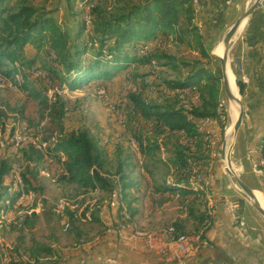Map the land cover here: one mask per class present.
Segmentation results:
<instances>
[{"label":"trees","instance_id":"obj_1","mask_svg":"<svg viewBox=\"0 0 264 264\" xmlns=\"http://www.w3.org/2000/svg\"><path fill=\"white\" fill-rule=\"evenodd\" d=\"M4 1L8 0H0V75L12 81L13 76L19 74L20 88L36 102L39 123L48 119L60 134L51 143L50 136L39 139L48 143L43 151L36 149L30 141L17 149L18 160L22 163L19 166L23 190H35L33 180L38 174L58 164L53 175L62 189L70 188L78 193L95 189L109 195L114 193L119 198L118 209L121 211L126 206L132 218L138 211L130 191L138 187V181L131 174L138 166L134 162L133 145L145 158L142 167L150 178L149 185L154 196L150 198L151 205H161V200H167L166 194L178 193L182 197L180 203L185 217L170 223L178 232L172 235L191 231L193 236L199 234L204 225L207 203L200 202L204 191L193 189L192 185L195 182L204 184L203 178L213 176L215 168L210 133L202 124L206 119L216 121L223 134L228 120L227 111L219 113L222 94L220 70H213L208 62L204 63L200 58L177 62L171 54L150 49V43L158 35L173 34L181 42L193 41L201 58L213 57L204 47L203 36L193 24L197 15L192 0H125L117 2L109 10L93 6L90 11L88 9V24L84 15L75 31L63 28L54 19L53 13L58 10L56 6L45 8L24 3L14 10L3 5ZM65 1L67 7L72 8L77 0ZM89 1L83 2L87 5ZM31 47L34 53L27 55L25 51ZM134 61L143 64L155 62L178 71L189 68L183 77H163L158 83L167 92L166 95H171L176 101L164 99L163 103H151L139 93L130 91L128 98L134 109L130 118L133 116L137 122H143L144 127L138 123L139 128L130 135L132 140L129 145L121 141L113 142L111 137L103 142L86 128H64L62 120L66 101L57 90L73 91L92 81L110 80ZM33 69L48 74L50 81H57L52 97L46 94L47 88L39 89L34 82H29L31 78L42 77L34 76ZM241 81H238V86L243 94ZM180 96L188 98L187 105L180 103ZM18 112L25 117L24 107ZM136 114L138 117H135ZM28 119L27 130L33 126ZM146 130H151L150 136L145 135ZM261 145L264 153V133ZM15 161L17 159L0 158V217L1 210L6 207L2 200L9 198L10 204L14 205L18 193H21L15 191L10 194L8 191L12 184H6ZM81 218H86L84 211L79 213L69 206L62 214L43 207L40 215L35 211L18 215L9 226L4 224L0 228L3 233L17 234L14 249L10 252L13 263H39L56 255L52 244L57 239V230L53 225L46 240L32 235L40 219L48 225L55 222L60 230L68 224L65 231L73 232L75 243L88 241V225L98 222L105 228L98 215L93 214L84 222ZM28 232L31 234L27 238ZM197 237L208 241L204 229L201 237ZM15 255L21 258L17 260ZM22 257H27V262L22 261Z\"/></svg>","mask_w":264,"mask_h":264},{"label":"rangeland","instance_id":"obj_2","mask_svg":"<svg viewBox=\"0 0 264 264\" xmlns=\"http://www.w3.org/2000/svg\"><path fill=\"white\" fill-rule=\"evenodd\" d=\"M81 1L82 0L75 1L72 8L67 7L65 0H8L7 2L4 1L3 5L7 6L8 9L11 8L14 10L18 5L24 3L45 8H52L56 6L58 7V10L53 13L54 19L60 23L63 28L75 31L84 15V19L88 24L90 18L88 15V9L90 7L98 6L105 10H109L112 9L117 2L125 0H90L87 5L83 2L87 0ZM200 2L198 0H192V5L197 15L193 20V24L197 26L199 33L203 36L204 47L209 51L210 55L213 56L211 59L201 58L195 49V43L193 41H191L192 43H188L186 40L181 42L173 34L158 35V37L150 43V49L158 50L160 53L171 54L177 62L182 60L190 61L200 58L202 62H208L209 66H211L213 70L217 69L219 71L220 61L216 55L212 54V52H217V46H220L224 33L233 23L232 20L236 16V10H233V1H231L230 6L226 11V14H228L223 15V11H221L222 13L217 15V13L211 10V8L210 11L203 10L202 8H204V5H206L207 2L202 4ZM239 31L233 38L229 49V65L233 72V74H231L236 81L239 79L237 70L243 72V65L236 58L235 49V43L237 41L236 37ZM29 49L25 52L27 55H32L34 53V48L31 47ZM144 50L145 49H143V51ZM143 51L141 52L144 53ZM42 60L43 58L40 59V64H42ZM130 64L131 65L121 70L117 73L118 75L110 80L92 81L83 88L73 91L64 89L62 92L61 90H57L66 101V112L62 120L64 128L66 130L86 128L103 142L107 141L109 139L108 137H111L114 139L113 142L121 141L125 143L124 145H129L132 140L130 135L133 131H137L139 128V122H137L136 118L133 116L130 118L134 109L132 108L133 105L128 98V93L130 91H135L146 101L151 103H163L164 99H168L171 102L176 101V99L171 95H166L167 92H164L161 89L162 87H159L160 84L158 85V83L161 82L163 77L180 78L185 76L189 71V68L181 69L180 71L172 70L169 67L159 66L155 62L143 64L141 62L134 61ZM7 65L11 66L9 62H7ZM43 73L40 70H37L36 76L39 75L42 77L31 78V80L28 79V81L30 80V83L34 82L35 87L39 89L47 88L45 91L46 94L49 97H52L57 81H50L51 77L49 78L48 74L44 73V75ZM219 74L221 76L220 71ZM239 77L242 80L245 79V82L248 80L247 75L244 73L239 75ZM48 89L50 90L48 91ZM233 89L237 91V87H234V84ZM178 99H180L181 104L187 105L188 98L180 96ZM240 99L243 101L241 93ZM219 106V113H224V111H227L228 113V120L224 133L221 134L220 124L216 121L206 119L207 123L212 124L203 123L205 126L202 124V126L206 128L207 133H210L209 140H211V153L215 158L213 175L215 177L218 175V177L228 181V188H230V190L225 188L227 193H223L225 194V196H223V201L227 200L229 203H242L241 205H237L241 210L243 219H245L249 227H253L255 231L260 232L261 235L264 236V218L249 204L245 198L240 197L238 194L239 192L231 183L227 173L225 172L223 160L221 159V145L227 129L232 124V119L236 116L237 103L227 100L222 89ZM21 107H24L25 109V117H22L18 112V109ZM0 111L2 112V115L0 116V141L2 142L0 145V158L9 157L13 160L17 159V161L14 162L10 175L6 179L7 185L10 183L12 184L10 186V191L8 192L12 194L15 191H21V193L17 192L18 198L14 205L10 204L9 198L2 200V203L6 207L1 210L2 215L0 217V227L4 224L9 226L10 222L18 215L30 214L32 211H35V209L38 210L37 214L40 215L43 207L50 209L52 212L55 210L57 212H63L66 206L70 205L72 210L77 209L79 213L84 211L86 218H81L82 222L89 219V217L93 216V214L100 217V220L104 223L105 228H107V224L108 227H113L111 224L112 221H119V228H115L118 231L120 230L121 233L123 232V237L128 236L142 240L148 252L156 251L148 250L144 243L146 237H154L155 240H157L165 234L178 233L176 232L175 226L169 223L174 222L173 218L178 215L179 218L184 216L180 203L182 197L178 193L166 194L165 197H167V200H161L162 205L159 206V209H156L155 205H151L150 198L154 196H152V188L151 185H149L150 178L142 167L145 158L139 155L133 145L132 151L134 150L136 155L134 162L138 166L136 170L131 172V174L138 181V187L130 191L134 200V206L138 208V211L132 218L129 211H127L126 206H124L121 211L118 209L120 202L119 198L116 197L114 193L109 195L107 192H101L97 189H95V191L92 190L85 193H78V191L76 192L70 188L62 189L57 184L54 176L57 168L56 165L58 166V164L51 167V169L41 171L33 180L36 189H31L29 192H25L23 190V180L20 176L19 165L22 163L18 160L19 157H17L18 155L16 154L17 149L26 141H30L36 149L43 151L48 143L40 141L39 139L50 136L51 143L56 141L60 134L56 127L49 122L48 119L39 123L40 121L38 119V115L35 112L36 102L32 100L27 91L20 88L19 74L13 76L12 81L10 79L3 78L0 75ZM27 117L34 123L32 124L31 122V125L33 126H29L28 130L26 123L29 124L30 121ZM135 117H138V115ZM222 119H224V116ZM138 121L142 120L139 119ZM139 124L144 127L143 122ZM41 127L44 129L39 131ZM240 127L241 128L235 137L231 151V145L229 143V145L226 146V151L227 153H230L235 170L240 175L241 179L249 187L254 189V191H258L264 195V167L261 172H258L251 167V160H255L257 155L258 158H264V153L261 151L262 145L261 143L258 146L250 143L247 126L241 124ZM144 133L145 135L150 136L151 130H146ZM39 145H43V148L40 149L38 147ZM249 149L253 151L251 157L248 156ZM19 180L21 181V185ZM198 180H200V178H198ZM206 181L207 184H197L198 182H195V185H192L193 189L197 188L204 191V196L200 197L201 203H211L208 196V186L211 181L209 178L206 179ZM232 189H235V192H232ZM62 190H65L64 192L66 193H63ZM155 197H158V195H155ZM255 198H257V200L264 207V201H262L260 197ZM112 202L115 204L112 205ZM249 212L252 213L253 216H250ZM54 223L48 225L43 219H40L39 223L33 228L32 235L37 239L46 240L52 231H50V229L53 225L57 230L55 232L57 239L54 242L56 256L49 259H42L39 263H33L32 261L27 262V257H22L21 260L27 262L25 264H92L94 261H92L91 258H85V256L81 254H87L86 251L89 252V250L94 249L93 247H97L98 239L96 238H99L97 232L100 228H102L101 225H99L98 222H95L87 226L89 238L87 239L88 241L84 240L85 242L82 240L85 246L81 247L74 242L73 232L68 230L65 231L68 224L60 230L58 229L59 225H54ZM148 223L151 225L147 226ZM202 230L203 228L199 231V233H202ZM30 234L31 233L28 232L27 238ZM181 234L194 235L192 231L190 233ZM16 235V233H3L0 228V264L19 263H13L14 259L10 255V252L14 249L13 246L16 240ZM68 247H70V250ZM80 247L81 249H78ZM79 255H81L80 258H82L80 260H78L77 257ZM20 258L18 256L15 257L17 260ZM98 259L104 264H108V261H110L108 259L105 260L102 256H99Z\"/></svg>","mask_w":264,"mask_h":264},{"label":"crops","instance_id":"obj_3","mask_svg":"<svg viewBox=\"0 0 264 264\" xmlns=\"http://www.w3.org/2000/svg\"><path fill=\"white\" fill-rule=\"evenodd\" d=\"M202 1L201 4L207 2L202 8L203 10L210 11L211 8L217 15L222 13L221 11H223V15H227L226 11L230 2L233 1L232 6L236 8H233L236 10V16L232 22L250 2V0ZM236 38V58L243 65V72L237 70L239 78L237 83L239 80L241 81L239 75L243 73L248 78L246 82L241 81L244 85L242 124L248 128L249 142L258 146L262 142L264 133V0L243 24ZM211 177L212 180L208 186L211 203L206 204V216L203 220V229L209 242L205 239L206 247L192 250L186 259V264H264V236L247 225L237 205L240 203H230L235 208L234 213H229L222 206L223 196L227 193L225 188L230 190L228 181L218 175ZM203 181L207 184L206 179L203 178ZM232 192H235V189H232ZM240 197L242 196L240 195ZM155 206L156 209H159L160 205L155 204ZM35 212L38 213V210L35 209ZM183 215L185 217V214ZM178 216L173 220H176ZM250 216H253L252 213ZM111 224L113 226L111 228L107 224V228L104 229L101 226L102 228L98 230L97 247H93V250L86 251L87 254L81 255L91 258L93 263H100L101 260L99 261L98 257L102 256L105 260H110L108 264H176L157 252H148L142 240L126 235L123 237V232L121 233L115 228H119V221L114 220ZM150 225L147 224V226ZM201 234L200 232L195 236L201 237ZM76 244L81 247L85 246L81 242ZM52 245L55 247L54 243ZM68 249L70 250V247ZM81 255L77 256L78 260L82 259ZM102 264L104 263L102 262Z\"/></svg>","mask_w":264,"mask_h":264},{"label":"water","instance_id":"obj_4","mask_svg":"<svg viewBox=\"0 0 264 264\" xmlns=\"http://www.w3.org/2000/svg\"><path fill=\"white\" fill-rule=\"evenodd\" d=\"M262 0H251L248 6L244 9V11L240 14V16L232 23V25L226 30L223 35L221 46H222V54L216 55L212 52L213 55H216L220 61V72L222 78V89L223 92L229 101L236 102L238 104V114L236 119L233 121L231 126V131H226L224 135V140L221 145V159L226 160L225 172L227 173L231 183L235 186L239 194L242 198H245L249 204L264 218V207L263 205L255 198L254 189L249 187L240 177V175L235 170L234 164L231 160L230 153L226 151V146L231 145L230 151L234 144L235 137L239 131V128L242 124L243 115H244V107L242 101L240 99L239 87L238 83L234 78L235 87H237V93H235L230 77L229 70L233 74L230 65H229V49L231 42L237 32L241 29L243 24L249 18V16L254 12L256 7L261 3ZM228 141H231L229 143ZM229 143V144H228Z\"/></svg>","mask_w":264,"mask_h":264},{"label":"built area","instance_id":"obj_5","mask_svg":"<svg viewBox=\"0 0 264 264\" xmlns=\"http://www.w3.org/2000/svg\"><path fill=\"white\" fill-rule=\"evenodd\" d=\"M199 2L201 0H198ZM34 76H36L37 70H32ZM245 81V79H243ZM205 124H212L207 123L206 120L203 121ZM253 151L248 150V156H252ZM257 158L255 160H251V167L258 172H261L264 167V158ZM210 181L212 177L209 178ZM112 205L115 203L112 202ZM222 206L229 212L234 213L235 208L227 201H223L222 199ZM70 207V205H69ZM61 214L63 212H60ZM81 243H84L81 240ZM146 247L150 251H156L157 253L161 254L164 258H168L174 261L176 264H186V259L189 253L197 249L199 247H206L207 244L205 243V239L197 238L192 236H178L176 238H169V239H157L155 240L154 237H146L144 241Z\"/></svg>","mask_w":264,"mask_h":264},{"label":"bare ground","instance_id":"obj_6","mask_svg":"<svg viewBox=\"0 0 264 264\" xmlns=\"http://www.w3.org/2000/svg\"><path fill=\"white\" fill-rule=\"evenodd\" d=\"M217 52L215 51L214 53L216 54V55H221L222 54V46H221V43H220V46H217ZM39 76V75H38ZM229 77H230V81H231V84H232V87H233V84H234V82H233V80H234V78H233V75L231 74V71H229ZM234 87H235V84H234ZM235 91V90H234ZM235 93H237V91H235ZM233 110V109H232ZM237 114H238V104H237V113H236V116H235V118L234 119H232V123H233V121L236 119V117H237ZM231 126H232V124L230 125V127L227 129V132L228 131H231ZM229 143H231V141H229ZM40 149H42L43 148V145H39L38 146ZM226 149V148H225ZM225 165H226V161L225 160H223V167L225 168ZM19 179V178H18ZM19 183H20V185H21V181L19 180ZM22 196V195H21ZM254 196L255 197H260L261 198V200L262 201H264V195H262L261 193H259L258 191H254ZM263 204H264V202H263ZM182 236H192V234L191 235H187V234H181ZM178 236H180V235H177V236H175V235H172V234H169V235H164V236H161V237H159V239H169V238H176V237H178ZM193 237H197V236H193ZM198 238V237H197Z\"/></svg>","mask_w":264,"mask_h":264}]
</instances>
